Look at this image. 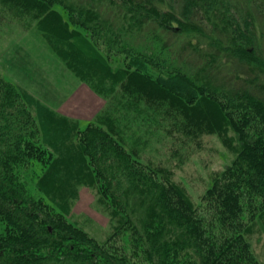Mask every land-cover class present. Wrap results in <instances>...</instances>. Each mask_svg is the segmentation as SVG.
<instances>
[{
  "label": "trees",
  "instance_id": "1",
  "mask_svg": "<svg viewBox=\"0 0 264 264\" xmlns=\"http://www.w3.org/2000/svg\"><path fill=\"white\" fill-rule=\"evenodd\" d=\"M0 1L30 11L51 40L57 35L67 43L86 32L87 41L80 44L93 53L101 78L117 77L129 89L134 79L158 85L195 110L207 102V113L216 117V126L207 121V130L236 135L234 163L203 197L209 203L207 217L206 208L148 174L111 134L87 128L81 142L103 182L101 196L125 214L124 226L143 240L148 263L261 264L241 230L249 226L242 218L249 200L250 214L257 212L258 202L264 213V0ZM49 44L61 54L62 46ZM97 45L159 75L152 81L140 70L113 73ZM68 64L76 66L72 56ZM132 98L131 119L137 121V104L153 98L141 93ZM114 105L121 114L130 111L119 101L109 108ZM34 106L40 111L30 109ZM49 112L0 78V264H132L56 212L52 201L30 193L20 172L38 151L31 142L41 132L37 115L44 119Z\"/></svg>",
  "mask_w": 264,
  "mask_h": 264
},
{
  "label": "rangeland",
  "instance_id": "2",
  "mask_svg": "<svg viewBox=\"0 0 264 264\" xmlns=\"http://www.w3.org/2000/svg\"><path fill=\"white\" fill-rule=\"evenodd\" d=\"M18 8L0 1V78L52 114L44 119L41 113L37 115L41 132L31 142L38 151L31 156V165L20 172L24 182L34 197L52 201L50 205L55 206L56 212L66 215L70 223L100 245L117 256H128L132 264H149L143 240L136 232V236L128 234L124 226L125 214L114 206L111 208L110 201L101 196L99 186L103 182L93 173L89 148L81 142L87 128L96 127L111 134L148 174L176 186L195 206L206 208L207 217H210L209 203L203 197L234 163L238 146L232 139L236 135L232 130L227 134L214 128L207 130V121L216 126L215 113H207V102L195 110L176 96H167V90L158 85L136 83L134 79L130 90L117 77L101 78L100 72L95 73L93 53L84 43L80 44V41L86 43V32L82 31L84 37L71 38L67 43H62V37L57 35H54L56 41L51 40L50 34L36 27L37 20L30 11ZM63 18L68 20L67 14ZM49 43H55L58 49L62 46L61 54ZM97 48L113 73L140 70L152 81L159 75L155 69L138 67L125 56L107 55L98 45ZM71 56L74 67L68 64ZM115 88H119L115 102L130 110H121L124 114L120 113L119 105L109 108V104L115 103L111 99ZM137 93L153 99L148 101L150 104L146 101L137 104V107L141 104L143 115L139 114L137 121H133L132 95ZM30 109L35 112L38 108ZM45 121L48 125L51 121L53 127ZM251 202L245 204L242 213L249 226L241 232L246 231L245 241L251 244L253 256L264 264V213L257 201L254 207L257 212L250 214ZM3 230L0 223V235ZM131 240L137 245L135 248Z\"/></svg>",
  "mask_w": 264,
  "mask_h": 264
},
{
  "label": "bare ground",
  "instance_id": "3",
  "mask_svg": "<svg viewBox=\"0 0 264 264\" xmlns=\"http://www.w3.org/2000/svg\"><path fill=\"white\" fill-rule=\"evenodd\" d=\"M8 10V9H7ZM46 43H47V41H46ZM55 52V51H54ZM68 97V96H67ZM37 101H38V99H37ZM92 109V108H91ZM52 113V112H51ZM40 118V117H39ZM53 118V117H52ZM55 118V117H54ZM73 119V118H72ZM52 120V119H51ZM54 120V119H53ZM40 121V120H39ZM57 121H60V120H58L57 119ZM62 121V120H61ZM51 122V121H50ZM53 122H56L55 120L53 121ZM62 123H63V121H62ZM44 124V123H43ZM47 124V123H46ZM45 124V125H46ZM59 124V123H58ZM61 124V123H60ZM64 124V123H63ZM73 124H76V123H73ZM39 125H40V123H39ZM47 126H45V128H46ZM53 127V126H52ZM68 127V126H67ZM72 128V127H71ZM43 129V128H42ZM51 129V128H50ZM57 130V129H56ZM52 131V130H51ZM73 131V130H72ZM56 132V131H55ZM67 132H68V129H67ZM73 133V132H72ZM57 134V133H56ZM76 137V136H75ZM45 139V138H44ZM54 139V138H53ZM49 140V139H48ZM50 140H51V138H50ZM59 146V145H58ZM73 153V152H72ZM71 153V154H72ZM57 159V158H56ZM62 159V158H61ZM60 159V160H61ZM53 160H55V159H53ZM61 163H63V162H61ZM65 164V163H64ZM54 165V164H53ZM57 165V164H56ZM66 166V165H65ZM72 168V167H71ZM80 172V171H79ZM79 172L77 173V174H79ZM49 173V172H48ZM52 173V172H51ZM76 173V172H75ZM76 177V176H75ZM53 178V177H52ZM51 198V197H50Z\"/></svg>",
  "mask_w": 264,
  "mask_h": 264
}]
</instances>
